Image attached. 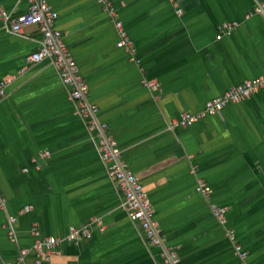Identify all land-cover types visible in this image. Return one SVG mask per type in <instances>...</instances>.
<instances>
[{
	"label": "crops",
	"instance_id": "1",
	"mask_svg": "<svg viewBox=\"0 0 264 264\" xmlns=\"http://www.w3.org/2000/svg\"><path fill=\"white\" fill-rule=\"evenodd\" d=\"M109 1L138 63L117 47L114 19L98 0L49 5L98 120L140 181L165 243L183 264H264V89L191 127L170 129L182 113H198L209 100L264 74V15L244 19L264 0ZM0 6L14 17L27 11L28 1L0 0ZM232 22L238 27L231 35L219 30ZM41 40L36 26L14 33L0 20V85L6 84L0 101V264H13L19 250L30 247L32 227L64 238L70 227L87 224L89 239L64 242L44 264H160L122 208L123 195L71 88L51 59L28 60ZM143 81H155L158 91ZM198 180L210 188L209 200L195 192ZM209 205L227 210L245 260ZM33 261L28 256L26 264Z\"/></svg>",
	"mask_w": 264,
	"mask_h": 264
},
{
	"label": "built area",
	"instance_id": "2",
	"mask_svg": "<svg viewBox=\"0 0 264 264\" xmlns=\"http://www.w3.org/2000/svg\"><path fill=\"white\" fill-rule=\"evenodd\" d=\"M27 1V11L14 17L0 6V20L8 25L14 33H23L24 28L31 25L38 28L42 34L41 47L30 54L28 60L34 64L39 63L43 59H51L53 61L63 84L71 88L70 96L77 104L80 117L86 122L89 132L95 135V138L97 137L96 141L101 154L102 164L123 195L121 206L128 218L141 231L146 245L157 252L160 264H183L178 251L165 243L162 231L153 219L152 207L140 181L122 160V152L116 146L113 138L106 135L108 126L98 120V107L90 103L88 99V84L80 73L76 60L63 38V33L56 26L58 14L50 7L49 0ZM98 1L106 7L114 19L119 35V40L116 43L117 47L127 50L130 54V60L138 63L135 57V45L124 27L123 21L117 18L114 6L109 0ZM178 14H181V11H178ZM255 15H264V2L249 11L244 19L249 20ZM237 27L238 23L236 22L224 23L220 25L219 30L223 34L231 35ZM5 85H0V101L6 94ZM143 85L151 92L158 91V84L155 81H143ZM263 89L264 74L253 80L236 85L220 96L209 100L198 113H182L178 119L171 121L170 129L191 127L198 121L213 116L229 104H237L250 99L255 93ZM49 154V151L43 152V156H48ZM195 192L206 200H209L211 195L210 188L203 180L197 181ZM209 208L218 223L223 227H227L229 241L235 247L240 259L245 260L247 254L242 250L235 231L228 228L227 210L214 205H209ZM28 210V208H24L23 212ZM14 222V218L8 220L9 225ZM90 225L70 227L68 234L64 238L43 236L36 227H32V243L30 247L20 249L13 264H26L28 256L33 257L34 264L50 263L53 257L60 254L59 247L64 242L78 243L83 239H89L91 237ZM98 230L102 232L103 228L100 227ZM8 239L10 242H14V235L11 230L8 233Z\"/></svg>",
	"mask_w": 264,
	"mask_h": 264
}]
</instances>
